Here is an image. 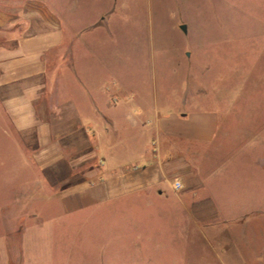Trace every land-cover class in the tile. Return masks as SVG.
<instances>
[{"label":"rangeland","instance_id":"1","mask_svg":"<svg viewBox=\"0 0 264 264\" xmlns=\"http://www.w3.org/2000/svg\"><path fill=\"white\" fill-rule=\"evenodd\" d=\"M13 1L0 2L36 0ZM37 1L78 35L80 64L118 104L217 115L196 162L215 168L221 220L195 224L191 240L158 200L62 214L0 132V264H264V0Z\"/></svg>","mask_w":264,"mask_h":264},{"label":"crops","instance_id":"2","mask_svg":"<svg viewBox=\"0 0 264 264\" xmlns=\"http://www.w3.org/2000/svg\"><path fill=\"white\" fill-rule=\"evenodd\" d=\"M2 3L0 132L22 154L16 163L31 183L46 189L62 214L151 199L169 207L191 240L195 224L219 223L207 189L215 168L206 164L199 174L196 162L216 138L217 115L118 104L121 97L96 81L98 70L80 64L78 35L53 9L37 0L10 10Z\"/></svg>","mask_w":264,"mask_h":264},{"label":"built area","instance_id":"3","mask_svg":"<svg viewBox=\"0 0 264 264\" xmlns=\"http://www.w3.org/2000/svg\"><path fill=\"white\" fill-rule=\"evenodd\" d=\"M132 168L135 169L136 167L134 166V167H132ZM172 188L175 189V190L179 189V188H180L179 183H177V182H173V183H172Z\"/></svg>","mask_w":264,"mask_h":264},{"label":"water","instance_id":"4","mask_svg":"<svg viewBox=\"0 0 264 264\" xmlns=\"http://www.w3.org/2000/svg\"><path fill=\"white\" fill-rule=\"evenodd\" d=\"M179 29L181 30V31H185V26H183V25H181L180 27H179Z\"/></svg>","mask_w":264,"mask_h":264}]
</instances>
